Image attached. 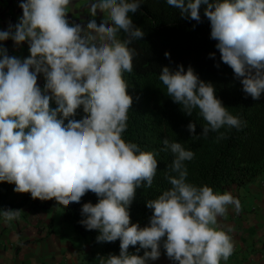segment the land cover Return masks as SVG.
<instances>
[{
    "label": "clouds",
    "instance_id": "clouds-1",
    "mask_svg": "<svg viewBox=\"0 0 264 264\" xmlns=\"http://www.w3.org/2000/svg\"><path fill=\"white\" fill-rule=\"evenodd\" d=\"M70 2L21 0L18 22L0 31V42L10 39L17 47L27 42L30 52L21 59L0 44V182L14 184L16 193H30L40 201L54 199L65 208L94 193L98 202L82 205L79 223L86 230H98L97 242L120 241L119 255L100 256L99 264H148L160 258L161 247L173 264L228 261L234 252L228 234L232 228H220L218 217H225L229 206L239 212L240 201L230 192L214 193L208 185L188 182L186 162L195 153L180 142L162 140L160 151L174 157L165 173L170 187L146 201L152 210L147 226L131 223L136 190L152 187L159 154L122 139L133 104L123 78L133 71L136 55L129 45L145 35L129 14L139 10L142 0H94L93 19L86 27L69 22ZM166 2L181 18L198 23L205 6L210 38L217 41L221 61L233 70L245 95L259 100L264 94V0ZM97 11L104 13L99 25ZM121 33L126 38L121 39ZM209 57L214 59L215 53ZM39 75L43 88L37 83ZM159 80L186 115L199 110L205 121L201 137L219 133L218 142L226 138L221 128L245 126L216 97L214 85L201 80L191 66H164ZM81 106L85 115L77 120ZM195 128V123L187 125L193 134ZM20 215L18 209L0 210L5 223ZM137 244V252L144 250L142 256L128 251Z\"/></svg>",
    "mask_w": 264,
    "mask_h": 264
},
{
    "label": "trees",
    "instance_id": "trees-1",
    "mask_svg": "<svg viewBox=\"0 0 264 264\" xmlns=\"http://www.w3.org/2000/svg\"><path fill=\"white\" fill-rule=\"evenodd\" d=\"M204 7L202 5L200 9L199 23L181 18L178 9L169 6L166 0H142L139 10L129 14L145 35L129 45L135 49L136 55L133 71L124 73L123 78L128 84L127 91L133 98V104L122 139L138 144L142 151L159 153L155 157L158 161L157 175L152 187L138 188L130 206V221L140 227L147 226L152 215L146 201L156 199L170 187L165 173L174 157L170 152L160 151L162 140L166 137L182 143L185 149L195 153V158L186 165L187 181L196 186L208 185L214 193L223 194L228 189L244 187L264 176V94L259 100L246 96L233 70L221 61L219 50L215 47L217 41L210 38L211 27L204 16ZM165 52L170 53V57H165ZM210 53H215L214 59L209 57ZM217 64L219 67H216ZM178 65H183L185 70L191 66L201 80L211 82L216 97L231 114L239 115L246 122L245 126L241 130L221 128L226 138L218 142L219 133L201 137L205 121L198 115L199 110H194L192 116L186 115L181 106L167 95L166 86L159 80L164 66L175 70ZM50 107H56L54 101H50ZM84 115L81 106L74 118L79 120ZM189 123H195V134L188 131ZM193 135L201 138L193 139ZM9 186L10 183L3 195ZM35 202L42 208L60 206L63 220L74 228L78 236L88 239L93 253L105 258L110 253L119 255V240L97 242L98 230H86L79 223L83 219L82 205L98 202L94 193H86L80 203H70L66 208L54 199H37ZM137 248L139 244L129 246L128 251L141 255L144 250L137 252ZM161 250L164 249L161 247Z\"/></svg>",
    "mask_w": 264,
    "mask_h": 264
},
{
    "label": "crops",
    "instance_id": "crops-1",
    "mask_svg": "<svg viewBox=\"0 0 264 264\" xmlns=\"http://www.w3.org/2000/svg\"><path fill=\"white\" fill-rule=\"evenodd\" d=\"M21 0H0V31L7 30L9 23L16 24L22 16ZM94 0H71L67 18L70 23L86 27L90 5ZM104 13L97 11V24ZM124 35L121 33L120 36ZM10 56L21 59L30 55L27 42L19 47L12 40L0 42ZM38 86L43 88V75L38 76ZM8 183V182H4ZM0 186L2 187L1 183ZM0 193V210H21L20 219L5 223L0 217V264H99V253H93L88 239L78 236L62 218L61 226L49 212H57V206L42 208L30 193L11 195V190ZM238 198L241 210L235 212L229 206L225 217H218V226L228 233L234 242V252L221 264H264V176L241 188L228 189ZM22 195V196H21ZM150 250V249H149ZM144 251L140 256H142ZM148 264H173L161 250V256Z\"/></svg>",
    "mask_w": 264,
    "mask_h": 264
},
{
    "label": "rangeland",
    "instance_id": "rangeland-1",
    "mask_svg": "<svg viewBox=\"0 0 264 264\" xmlns=\"http://www.w3.org/2000/svg\"><path fill=\"white\" fill-rule=\"evenodd\" d=\"M120 38L124 39L125 37H124V35H122V36H120ZM0 183L2 185V189L5 191V188L7 187L8 183L7 184L4 183V182H0ZM14 188H15V185L14 184H10L9 190H11V195L15 196L17 193L14 191ZM22 194L23 195L24 194L27 195V193H22ZM57 207H58L57 208L58 209L57 212L51 211V212H49V215H50V217L54 218V220L56 221V223L58 224V227H59V226H61L60 221L63 219V211H62V208L60 206H57ZM70 227H72V226L70 225ZM72 229H74V228L72 227Z\"/></svg>",
    "mask_w": 264,
    "mask_h": 264
}]
</instances>
